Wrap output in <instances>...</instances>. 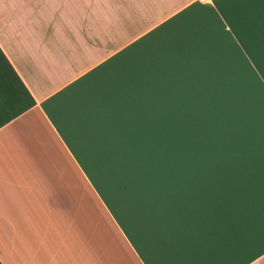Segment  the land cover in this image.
Returning <instances> with one entry per match:
<instances>
[{"label":"crops","instance_id":"crops-1","mask_svg":"<svg viewBox=\"0 0 264 264\" xmlns=\"http://www.w3.org/2000/svg\"><path fill=\"white\" fill-rule=\"evenodd\" d=\"M0 264H264V0H0Z\"/></svg>","mask_w":264,"mask_h":264},{"label":"rangeland","instance_id":"rangeland-1","mask_svg":"<svg viewBox=\"0 0 264 264\" xmlns=\"http://www.w3.org/2000/svg\"><path fill=\"white\" fill-rule=\"evenodd\" d=\"M162 156H163V152H159L158 154H157V159L158 160H161L162 159Z\"/></svg>","mask_w":264,"mask_h":264}]
</instances>
